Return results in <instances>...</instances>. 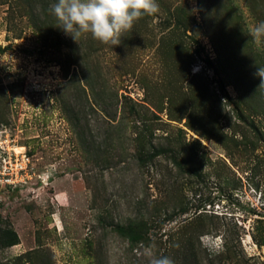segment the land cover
<instances>
[{
    "label": "rangeland",
    "instance_id": "obj_1",
    "mask_svg": "<svg viewBox=\"0 0 264 264\" xmlns=\"http://www.w3.org/2000/svg\"><path fill=\"white\" fill-rule=\"evenodd\" d=\"M54 2L0 0V264H264V0H157L117 46Z\"/></svg>",
    "mask_w": 264,
    "mask_h": 264
},
{
    "label": "clouds",
    "instance_id": "obj_2",
    "mask_svg": "<svg viewBox=\"0 0 264 264\" xmlns=\"http://www.w3.org/2000/svg\"><path fill=\"white\" fill-rule=\"evenodd\" d=\"M157 0H55L50 11L59 30L74 42L82 36L91 37L102 44L117 46L121 35L133 27L134 22L158 11ZM251 34L257 43L264 41V20L259 21ZM256 75L264 84V68ZM153 264H172L167 257L156 258Z\"/></svg>",
    "mask_w": 264,
    "mask_h": 264
},
{
    "label": "trees",
    "instance_id": "obj_3",
    "mask_svg": "<svg viewBox=\"0 0 264 264\" xmlns=\"http://www.w3.org/2000/svg\"><path fill=\"white\" fill-rule=\"evenodd\" d=\"M179 165H181V163H178ZM20 244V238L18 236V234L13 230V229H4L0 231V246L2 247H14ZM191 251L193 250L192 248L190 249ZM188 250H186L187 252ZM189 256H187V258H189ZM193 258L195 259L196 256L193 255ZM190 261H187L186 264H189Z\"/></svg>",
    "mask_w": 264,
    "mask_h": 264
}]
</instances>
